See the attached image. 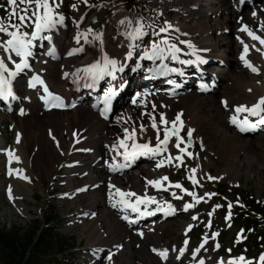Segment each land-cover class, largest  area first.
<instances>
[{"label": "bare ground", "instance_id": "6f19581e", "mask_svg": "<svg viewBox=\"0 0 264 264\" xmlns=\"http://www.w3.org/2000/svg\"><path fill=\"white\" fill-rule=\"evenodd\" d=\"M164 1L150 0V4L155 8H162L167 5L173 9L176 15L190 17L194 23L185 24L176 16L172 19H166L173 27L169 29L168 33H160V35L175 36L179 41L190 40L196 46V49L200 50L197 52L198 55L209 60H215V66L217 67L213 69L210 76L218 79L216 92L220 96L219 100L215 102L216 100L213 99L211 93L198 95L189 90L176 98L168 100L164 94L153 93L152 98L147 97V102L149 100L155 102L156 108L154 110L158 114L156 117L157 124L160 113H164L165 119L168 121L175 120L176 113L182 115L183 124L180 131L192 129V137L203 148L208 147L209 150H213L219 159L234 161L233 165L236 173L239 167V162L236 160L239 154L243 153V164L248 168H256L255 175H257L259 173L257 166H264V132L257 131L253 135H242L227 124V117H230L231 113H236L237 105L251 106L257 102L259 97L264 96V70L258 75H254L242 63L239 64L238 62L243 51V44L241 43V40H243L244 43L249 45L246 58L258 65H264V45L240 30L242 24H246L258 35L264 37V28L261 27V24L264 23V10H249V12L235 10L231 0H225L226 4L224 6L226 8L222 7V0ZM220 12L227 13L223 20L219 17ZM253 12H256L255 16L252 15ZM209 15L213 16V21L207 26L205 22L208 20ZM88 16H95L99 23L104 26L103 36L97 37L99 32L89 31L86 25ZM70 17L79 23V29L87 33L90 43L79 48L82 51L76 54L74 60L73 58L71 60L65 58L57 65L51 61H43L41 65L36 67V72L45 74L47 77L48 91L51 87L56 90H63V87L68 85L69 74L73 69V65L81 68L85 63L101 59L102 53L106 52L110 57H115L118 61L123 62L129 44L134 43L127 35L129 25L125 30L126 41L109 35V25L101 7H90L86 12L85 19H81V17H84L83 13L76 12L71 14ZM132 18L134 25L140 21L139 16L135 13L132 14ZM204 18L205 20L202 21ZM82 20H84V23L81 25ZM212 25L215 26V29L211 30ZM177 28L179 32L176 31ZM55 31L58 33L60 46H64L66 42L73 43L75 41L74 31H67L63 23L57 24ZM211 31L215 32V37H213L214 35L210 36ZM151 32L153 33V31ZM226 37H231L230 46L228 50L226 49L229 56L226 60H222L220 48L224 43L223 39ZM154 38L157 39L158 37L154 36ZM218 40H220V44L217 43ZM252 45H255V47H252ZM148 46L150 45L145 47ZM179 46L188 52L190 59L193 58L190 55L188 45L180 44ZM145 47H143L142 52ZM204 49H207V51H203ZM6 55L7 53L3 51V48H0V56L6 57ZM38 60L45 59L40 58ZM158 63V60L152 61L149 68ZM8 65L11 68L15 67L12 63H8ZM147 69H145V73ZM65 73H68V75H65ZM149 84H151L150 79L145 80L140 85L139 92L142 93ZM46 94L47 92L43 89L28 86L26 96L21 98V100L28 103L27 111L23 113V116L18 115L17 112L5 111L0 108V149L7 148L9 151H13L15 156L20 157L19 161L13 159L9 163V156L6 160L3 151H0V191L7 180L5 188L8 190L11 186L14 197V199L9 198L12 201L11 210L9 211L15 212L17 210L23 213L25 205L21 198H27L36 186L31 177L37 175L38 180H41L39 171L42 164L47 173H50L51 170H59V173L64 176L62 181L66 186V190L61 197L79 194L86 208L79 209L80 219L77 222L84 221L85 218L88 219L89 217L86 224L88 240L91 241V245L95 246L104 243L109 252L116 253L112 254L111 264H117L120 252L129 248L132 239L134 240L133 243L138 244H136L138 250L135 252L138 254L142 252L140 258L149 257L146 252L143 253V242L140 241L146 238V230L150 226L132 230L126 228L113 212L114 202L110 205V201L114 196L109 197V186L111 184L122 190L132 189L141 194L145 191V178L156 179L164 175L169 178L171 175L169 166L167 164L165 167L162 165L157 168V162L154 164L146 162L142 165L137 164L132 171L122 175L118 173L111 174L105 165L108 148L105 147V142H108L110 146L114 143L118 144V138L124 136L123 129L125 127L131 129L133 124L137 128L142 123L147 125V122H150V125H147V132L142 137L152 136L149 114L155 116L154 113L149 108H145V104L138 107L140 98L137 99L136 104H133L131 97L127 96L117 106L113 119H109L108 122L104 123L96 117L93 106L84 101L78 102L74 108L64 112H44L41 106L38 105V101H40V97H44ZM176 100L179 101V105L176 106V113H172L170 105ZM224 101H227V107H225ZM117 117H123V119L118 121ZM206 126H211L210 131L206 130ZM223 127L225 128L223 129ZM49 129H52L51 136L47 133ZM137 132L139 133V130ZM17 134H19V140H17ZM251 136H255V138L249 139ZM139 138L141 136L138 135L137 139ZM53 140H57V143ZM188 151L194 153L193 150ZM6 162L9 163L11 169L17 171L9 174L4 169ZM176 162L181 164L184 162V158L182 157V162ZM192 169L195 168H188L187 170L193 173ZM228 169L226 168V172L230 174ZM20 170H22V174H18ZM229 174L226 175L230 176ZM24 175L28 176L29 179L25 180ZM231 177L237 178L234 174H231ZM94 185L95 187H93ZM150 186H147V192H150ZM151 188L154 187L151 186ZM77 189L83 190L77 191ZM111 191L115 193V188H112ZM181 224L183 228L187 227L185 223L182 222ZM141 233L143 234L141 235ZM124 238L127 240L126 242H124ZM127 252L129 253L128 256L130 255V257H127V263L129 264L132 259V252L129 250ZM90 261H92V258H88L86 263L88 264ZM137 263L140 264L138 260ZM90 264H96V262Z\"/></svg>", "mask_w": 264, "mask_h": 264}, {"label": "rangeland", "instance_id": "374dc122", "mask_svg": "<svg viewBox=\"0 0 264 264\" xmlns=\"http://www.w3.org/2000/svg\"><path fill=\"white\" fill-rule=\"evenodd\" d=\"M50 2L54 5L59 4V7L54 8V10L57 12H64L65 14H70V11L72 10L71 5L76 2V9L78 10L73 9L71 14H74V12L81 14L83 13V19H85L87 11H84V3H82L81 0H50ZM164 2H169V0H165ZM222 2V7H225V0H222ZM17 3L20 5L19 8H17L16 6ZM17 3L15 6H12L16 7L17 11V15L11 17L12 23H19L18 15L20 9L25 8V4L19 3L18 0ZM78 4L81 5L79 6ZM99 4L103 5L104 8H102L101 6H97ZM149 4L150 0L149 2L148 0H88V4H86V7L88 8L90 7V5H92L93 7H101V9L105 10V18L106 16L108 18V20L107 18L106 20L109 25V35H114V37L120 38V36H118L119 33L126 36L125 30L128 26L127 21H133L132 13H137L140 16L139 20L141 19V23L144 25V31H146V28L148 27H153L154 29L159 30L164 22L165 16L173 17L174 15V12L172 11L173 9L171 7H168L167 5L162 8L155 9L154 6H152L151 4L150 6ZM6 7L8 8V4L0 3V17L4 18V22L7 25L9 13L12 7L8 10H5ZM32 7L33 6H29V15L31 14ZM222 14L223 13L219 14L221 20H223V18L227 16V13L223 15ZM175 16L185 24L194 23L193 19H191L190 17L180 16L176 14L174 15V17ZM209 16L207 17L208 20H206L205 22L207 26L213 21V16ZM181 17H183L184 19ZM122 20L125 21V23H121ZM204 20L205 18L202 21ZM83 23L84 20L81 21V25ZM164 26L166 25L164 24L162 27ZM101 27L104 26L101 25ZM29 28L32 29V27L27 25L22 26L23 31H29ZM130 28L132 30V27H129V32H131ZM117 29L119 32L117 31ZM210 29H215V26L212 25ZM151 31L156 32V30ZM151 31H149V36L153 35ZM101 35H104V28L101 29ZM212 35H214L213 37H215L214 31H211L210 36L212 37ZM245 38H247V36H245ZM230 40L231 37L224 38V43L221 45L220 48L223 57H226V59L229 56L227 50L230 46ZM217 43L220 44V40H218ZM90 54L91 53L89 52V55ZM238 61L239 64H241V60ZM20 89L23 91V95L25 96V87L21 85ZM216 90L211 94L213 99L216 100L215 102L219 100L218 98L220 96L216 92ZM178 105L179 101L177 100L171 103L170 109L172 113H175L177 111L176 106L178 107ZM24 108L27 109V104L25 102ZM147 125H150V122H147ZM210 127L211 126H206V130L210 131ZM224 128L225 127H223V129ZM253 138H255V136H251V138L249 139ZM194 143L195 146L192 148L194 150L193 157H190V159L186 161V165H182L180 167H178L174 163V165L170 167L169 170L171 174L169 176V180L171 176L175 180H183L186 185L194 189L197 197H203L204 199L200 200L196 209L191 211L188 215L180 214L172 219H169L168 221H165L163 224L154 226L149 231L150 233H148V236L146 234L147 238L140 242H143V253L146 252L149 257L140 258L142 252L141 254L135 252L138 250V246H136L137 243H133L134 240L132 239L129 248L123 252H120V257L117 259V264H128L127 257H130V255L128 256V250L132 252V259L129 264H139L137 263V260L138 262H140V264H160L158 261V256L156 254L153 255L149 251L150 245H165L167 248H171L172 245H178L182 240L189 237L188 235L191 236L195 244L202 236L207 235L211 238L209 234L210 231L217 232V240L221 241V249L215 253V256L220 254H228L232 256L236 255L238 251H245L247 253V256H251V254L257 252L262 248L261 246H257V244H255L252 240H255L259 243L260 237L264 235L263 222L251 219L248 223L244 224L243 221H238L236 212L238 211L237 208H241L243 206V202H241V200L245 202V200H250V198L259 200L264 197V166L258 165L257 167L259 173L255 175L256 168L245 167V164H243L244 154L240 153L236 160L237 162H239V171L237 170L236 173L234 170L235 166L233 165L234 161L231 160L230 162L229 160L219 159V157L214 154L213 150H209L208 147L202 148L200 146V143L196 139L194 140ZM183 155H185V153H183ZM198 165L200 167H198ZM190 167H195L198 173V175L196 176L198 178L199 183L195 185L187 175V168ZM226 168H229L228 170H230V174L229 172H226ZM39 172L41 180H38L37 175L31 177V180L36 183V186H34L33 191L28 194L27 198H21L25 205L23 213L17 210L15 212L9 211L11 210L10 207L12 206V201L7 197L8 190H6L5 188L7 180L6 183L3 184V187L0 191V229L9 230L13 227L19 229H26L28 226H30V224L34 222H41L42 219L45 218V216L49 212H52L53 224L51 225L53 226V228H55V231L64 236V238L70 239L73 243L72 246H69L70 248H66L65 256L64 254H58L56 256H53V259L60 264H80L79 262L81 260H84V258L89 257L87 249L91 245V241L88 240V237L86 235V224L89 220V217L88 219L85 218L84 221L86 222L83 221V223L78 225L77 227H72V225L70 226V223L68 224V220H72V216L74 215L77 208L81 206L86 208L85 203L83 202V200L80 199L79 194L70 197H61L62 193L65 191V185H61V183H63V181H61L63 178L59 180L58 171L51 170L50 173H47L46 169L41 164ZM226 174H229L230 176ZM231 174L236 175L237 178L235 179L231 177ZM61 176L64 177L63 175ZM257 176H259L260 178ZM236 185L240 188L234 190V186ZM219 186H223L221 191ZM223 189L226 190L223 191ZM229 203H231L232 205L231 209H229ZM216 205H220V207L216 208ZM229 211H233L234 213L233 215L231 214L230 217H228ZM209 213H211V216H209ZM193 216L197 217V219L193 220ZM225 217H228V219H226ZM210 219L212 220L213 224L212 227L209 229L206 227V224L209 223ZM182 222H186L185 224L189 222V224H193V227L187 229V231L186 229L183 230L184 228L182 227ZM247 224H250V227L248 229H246ZM126 241L127 240L124 238V242ZM104 245V243L99 244V247H105ZM212 248L213 242L207 246L205 252V255L207 257L211 256V254H214ZM229 249H231L230 252L228 251ZM48 253L50 252L46 251L44 252V254L37 253L38 256L34 257L35 264H53L45 257V255ZM2 254L3 253L0 249V264H4L2 260ZM103 255L105 256V252H103ZM105 259L106 257H103V259H101L99 263L103 264ZM171 259H173V257ZM168 264H170V262H168Z\"/></svg>", "mask_w": 264, "mask_h": 264}, {"label": "snow or ice", "instance_id": "6c2138e0", "mask_svg": "<svg viewBox=\"0 0 264 264\" xmlns=\"http://www.w3.org/2000/svg\"><path fill=\"white\" fill-rule=\"evenodd\" d=\"M82 3L88 4V0H81ZM8 5L15 6L17 3V0H7ZM20 3L25 4V8L20 9L18 20L19 23H12L11 17L17 15L16 7H12L9 18H8V24L6 25L4 22V18L0 17V33H4L8 36V39L5 41H0V48H3V51L7 53V56H0V98H3L7 100L9 97H12L13 99H16V95L13 91L12 81L13 79L21 73L25 68L30 67L28 63V58L32 56V48H33V42L37 37H40L41 39H47L51 40V30L56 27L57 24L64 22V15L60 12H57L54 10V8H58L59 4H53L50 2V0H20ZM29 6L32 7L31 14L29 15ZM92 6V5H90ZM73 9L77 8V4L73 3L71 5ZM253 16L256 15V12L252 13ZM34 18V19H33ZM83 19V17H81ZM129 26L132 27V31L128 32L127 35L135 41L138 38H141L145 35L144 31V25L142 23L136 22L135 25H133V21L128 20L127 21ZM121 23H125V21H121ZM27 25L32 27V31H23L22 26ZM165 27H161L159 29V32H153L152 34L156 37H158L156 40H153L150 44V46L145 47L143 52L139 54L138 60L136 62V67H140L139 59H148L152 61H159L158 64H155L154 67H151L147 69L148 73L152 75L157 76H166L168 73L171 72H180L183 74V70L176 67H171L167 61H179L181 64L185 65H192L199 63H204V57L197 54L198 49H196V46L192 44L190 40H183L179 41L177 37L175 36H169V35H160V33H168L169 29L173 26L165 21ZM261 27L264 28V23L261 24ZM243 32H247L248 36H250L253 40L259 41L261 45H264V37L258 35L255 31L250 29L248 25L242 24V27L240 29ZM48 31L49 35L47 37H44L42 34ZM91 31V29H89ZM177 32H179V29H176ZM79 35V34H78ZM99 33H97V37H99ZM85 40H87V33L84 34ZM241 43L243 44V51L240 54V59L244 62L245 66L251 69L253 72H259L260 69L257 68L252 64L250 60L246 58V54L249 52V45L244 43L243 40H241ZM180 44H186L188 45V48L190 50V55L195 57V59H182L180 56V53L184 52V49L181 48ZM137 45L135 43H130L128 46V51L125 54L126 59H132L135 53V48ZM252 47H255V45H252ZM55 49L50 48L49 54L54 53ZM76 51H82V49H73L72 52ZM203 51H207V49H204ZM72 52L69 53V55L72 54ZM13 53L16 57H19V62L16 61V59L13 58ZM7 61H10L15 67L10 68ZM124 69V63L121 61H118L115 57H110L106 52L102 53L101 59L95 60L93 63L85 65L82 69H77L76 73L74 75L77 76V79L80 78L79 74L83 72V78L85 80L90 81L89 86H94L95 83L99 80H102L105 76H111L115 77L116 72L123 71ZM65 75H68V73H65ZM39 83L41 85H44V91L48 93L47 97H42V99H45L46 105L51 106H57V107H64L63 99L62 97H59L51 92H48L47 85L44 84V81L40 78L39 75H34L30 81V87H35L36 84ZM170 84H174L175 81H169ZM179 87V85H176ZM123 87V85H121ZM202 88H207L209 85L207 84H201ZM150 91L148 89H144V91L137 92L135 96L132 98L133 104H136L137 98L139 99V103L141 105L146 104L147 97L150 95ZM113 95H115V90L111 87L105 90L103 95V102H104V108L101 111L102 115H106V113L110 110L111 100ZM225 107H227V101H224ZM152 108L155 109L156 105L152 104ZM23 111V109H21ZM240 112H246L249 113L251 116L259 117V120L256 122H252L248 119V116H245L244 119L241 121L238 119V114ZM123 117H117V120H122ZM149 119L151 120V128L156 130V139L155 143L152 142L151 138H147L144 140V142H139L137 137L144 136L147 132L148 126L145 124H140L139 126V133L137 132V128L133 126L131 129L125 127L123 129L124 136L122 138H118V144L114 143L111 145L112 149H115L117 151V154L120 156H123L124 163H117L116 157H113V164L110 165V168L115 171L118 168H126L129 167V163L131 161H134L138 156H152V157H159L160 154L166 153L168 151V145L169 141L172 137H175V147L179 149L180 153H183L186 148H181V142L184 140V137L180 135V127H182L183 122L180 120V114H177V117L175 120L168 121L165 119L164 113H160V119L159 124L164 125L163 128V138H160V132L161 129L158 127L156 117L152 114H149ZM231 122L233 124H236L237 127L240 128L241 131L247 130V128H255L257 124L264 123V96L259 97L256 103L252 104L251 106L246 105H237L236 106V115H233L230 117ZM177 121L180 122L179 126L177 124ZM171 124V127H168V124ZM192 129H188V143H191V135H192ZM17 140H19V134H17ZM120 149H123L121 152ZM0 151H6L8 152L9 156V163L13 159L19 161L20 157L15 156L13 151H9L8 149H0ZM188 155H192L191 153H188ZM173 160L182 162V156L180 154H177L175 157H173L171 154L167 155L164 158H161L158 160V163L156 165L157 168L161 167L162 165L166 163H171ZM15 169H9V174H12L13 172H16ZM193 173H195L196 169L191 170ZM18 174H22V170ZM23 178L25 180H28L29 177L24 175ZM211 178V177H210ZM146 179V186L144 193L137 194L136 192H133L131 190L125 191L120 188L115 187L114 185L110 184V191H109V197L112 198L113 196L118 197V199L113 203V207H116L119 205L122 208L131 209L132 212L138 213L137 219L143 216H152L156 212H162L165 215H168L171 212L175 211L174 205L167 200L158 199L155 195H149L147 192V186L151 185L155 187L156 189H168L171 190L169 185H171L174 188L181 189V191L188 193L191 195L195 202H199L200 200H203V197H197L195 192H190L189 189L184 188L183 185L179 182H172L169 180L167 175L160 176L156 179ZM189 179L192 180L193 184L199 183L198 180L194 178V176H189ZM163 181H167L168 184L162 183ZM112 188H115V193L111 191ZM83 189H77V191H81ZM67 195V194H65ZM172 195L176 198H181L177 195L175 191H172ZM208 195V194H206ZM8 196L10 199H14L11 186H9L8 189ZM135 199H132V198ZM143 205V207H141ZM150 205H155L154 208H149ZM190 207H194V204L192 203H185L184 209L187 210ZM216 208L220 207V205H216ZM232 205L229 203V209H231ZM87 215V213H85ZM209 216H211V213H209ZM231 216V211L228 213V217ZM228 217H225L228 219ZM125 219H129V217L126 215L124 217ZM193 219L195 220L196 217L193 216ZM211 221H209L210 225ZM208 226V225H206ZM193 226L191 224L188 225V229L192 228ZM187 231V229H186ZM143 233H141L142 235ZM217 233H212V237H215ZM209 237L205 235L204 240L201 242L200 247L193 250L192 255L196 256V254L201 250V248L204 247V244L207 242ZM185 245L188 244V240L186 239L184 241ZM119 247V246H117ZM216 247H219V244L216 245ZM97 252L103 251V249L96 250ZM154 252H157L161 258L166 259L168 254V249H156L153 248ZM181 253L185 251L184 248H181L179 250ZM229 252L231 249L228 250ZM112 254L109 252L107 259L111 260ZM261 262H264V253H262L259 257ZM199 264H204V260L200 259ZM218 264H223V258L218 262ZM228 264H251V261L247 260L243 255H240L239 257H230Z\"/></svg>", "mask_w": 264, "mask_h": 264}, {"label": "trees", "instance_id": "16d2710c", "mask_svg": "<svg viewBox=\"0 0 264 264\" xmlns=\"http://www.w3.org/2000/svg\"><path fill=\"white\" fill-rule=\"evenodd\" d=\"M249 207L264 218V199L261 202L250 201ZM51 215L46 216L41 223H32L26 229H0V249L4 264H35L34 255L37 253L44 254L47 251L53 254L64 250L67 240L49 226Z\"/></svg>", "mask_w": 264, "mask_h": 264}, {"label": "water", "instance_id": "95a60500", "mask_svg": "<svg viewBox=\"0 0 264 264\" xmlns=\"http://www.w3.org/2000/svg\"><path fill=\"white\" fill-rule=\"evenodd\" d=\"M97 25V23L95 22V20H92V26L95 27Z\"/></svg>", "mask_w": 264, "mask_h": 264}]
</instances>
